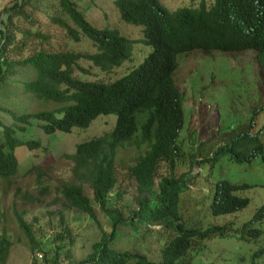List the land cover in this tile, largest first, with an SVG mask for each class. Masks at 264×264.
I'll list each match as a JSON object with an SVG mask.
<instances>
[{"label":"trees","instance_id":"trees-1","mask_svg":"<svg viewBox=\"0 0 264 264\" xmlns=\"http://www.w3.org/2000/svg\"><path fill=\"white\" fill-rule=\"evenodd\" d=\"M112 3L122 22L140 27L139 41L151 49L138 65L108 82L80 80L74 71L85 73L79 64L85 60L103 72H110L131 60L134 40L121 35L117 28L92 25L78 9L76 0H56L45 8L38 0H13L5 7L2 13L8 15L11 27L0 29V52L10 56L0 57V109L1 103H10L11 108L5 111L15 125L25 130L33 120H38L46 134L70 133L74 128L89 127L99 115H115L110 132L80 141L73 153L65 154L64 158L72 165L69 179L39 187L40 197L54 190L55 198L64 206L93 219L96 215L85 186L106 213L108 195L117 183L118 153L136 150L128 167L135 184L136 207L125 219L119 210L109 212L113 226L110 236L94 244L91 261L76 264H190L185 257L193 240L227 238L235 233L245 239L243 229L264 217V204L243 228L235 229L234 222L211 221L246 208L249 198L240 192L250 184L235 183L219 175L213 180L211 193L198 198L193 191L195 176L174 171L180 154L177 139L185 122L182 94L174 80L177 58L193 51L253 52L264 90V0H200L196 5L173 10L160 0H112ZM41 12L74 43L80 41L81 35L85 36L94 51L53 48L49 29L37 17ZM13 19L22 24L12 22ZM16 32L20 33L18 38ZM24 52L29 54L24 57ZM14 97H20L21 103L12 107ZM25 104L31 106L27 108ZM19 107L21 112L17 111ZM259 113L255 109L248 128L199 161L200 166L210 163L213 167L222 155L236 162L264 156L257 135L263 127L251 132ZM15 133L13 125L2 126L0 131V186L5 193L13 190L24 204H40L43 199L28 188H21L19 183L28 177L34 178L36 185L55 179L52 162L33 164L20 174L17 149L46 148L40 140L21 141ZM162 161L169 163V176L162 177L154 189ZM15 222L23 236L37 245L31 229L18 213ZM118 226L141 231L143 238L134 241L126 235L121 240L116 235ZM5 232L0 234V264H5L10 251ZM252 232L260 236L258 229ZM152 241L159 247L158 259L154 258Z\"/></svg>","mask_w":264,"mask_h":264},{"label":"rangeland","instance_id":"rangeland-1","mask_svg":"<svg viewBox=\"0 0 264 264\" xmlns=\"http://www.w3.org/2000/svg\"><path fill=\"white\" fill-rule=\"evenodd\" d=\"M38 1L42 8L50 3H56V0ZM199 1L160 0L170 10L196 5ZM12 3L13 0H0V14ZM76 4L92 25L98 28H117L121 35L134 40L131 60L110 72H103L91 62L80 60L79 64L86 70L85 73L74 71V75L80 80L112 81L138 65L149 53L151 48L139 41L142 39L140 27L122 22L112 0H76ZM37 17L44 22V28L49 29L50 42L56 50L84 53L94 51L85 36L81 35L80 41L74 43L64 30L49 23V17L44 12L38 13ZM15 20L17 24H22L18 19H13L12 22ZM9 27L11 25L8 15L2 13L0 29ZM15 34L17 38L20 36L19 32ZM28 54L24 52L22 55L25 57ZM6 55L10 56V53L0 52V57L4 58ZM15 58L18 59L19 56ZM177 59L178 67L174 80L182 94L185 122L177 139L180 154L175 160L174 171L177 174L191 172L195 176L193 191L198 198L211 193L213 180L219 175L235 183L250 184L240 192L249 198L246 208L211 220L234 222L235 229L243 228L264 204V156L236 162L230 160L228 155H222L213 167L210 163H203L201 167L199 161H203L208 155L211 156L219 146L228 144L235 136L244 132L255 109L260 110V113L256 117V127L252 128L251 132L263 127L257 135L264 148V90L261 89L259 82L254 53L193 51L181 54ZM15 100L12 107L21 103L20 97H16ZM24 106L29 108L31 105ZM9 108L10 103H1L0 131L2 126L13 125L15 136L19 140H40L46 148L45 151L42 149L29 151L25 146L17 149L19 173L22 174L33 164L52 162L50 164L55 179L43 181L38 185L35 184L34 178L28 177L20 181L21 188H28L34 196L43 199L40 204L37 202L24 204L14 195L13 190L5 193L0 186V234L5 230V236L10 241V251L5 264H76L83 260L91 261L95 255L94 244L101 241L102 237L108 238L113 231L109 212L114 214L119 210V215L125 219L136 207L135 184L128 172V167L132 165L133 157L136 156V150L125 149L118 153L117 183L108 195L106 213L100 209L93 200L92 192L85 186V193L91 198L96 215V219H93L87 214L64 206L55 198L54 190L40 197L39 187L52 184L56 180L69 179L72 165L64 158L65 154L73 153L75 144L80 141L110 132L114 127L115 115H99L89 127L74 128L70 133L46 134L40 127L42 122L38 120H33L31 126L24 127L25 130L15 125L12 117L5 111ZM17 111L21 112L22 109L19 107ZM246 148L250 149V145ZM169 172V163L162 161L157 170L154 189H157L162 177L169 176ZM16 213L22 216L31 229L33 242L37 245H33L18 229L15 222ZM252 229H258L260 236L256 237ZM116 230V235L120 236L121 240L125 239L126 235L134 241L143 238L141 231L133 232L120 226ZM243 230L242 235L245 239L239 238L235 233L227 238L193 240L185 260H189L190 264H264V217L261 220H254ZM32 246H35L33 251ZM151 248L156 251L154 258L158 259L159 247L156 241L151 242Z\"/></svg>","mask_w":264,"mask_h":264}]
</instances>
